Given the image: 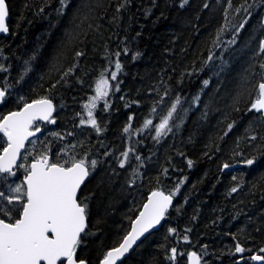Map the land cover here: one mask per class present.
<instances>
[{"label":"trees","instance_id":"1","mask_svg":"<svg viewBox=\"0 0 264 264\" xmlns=\"http://www.w3.org/2000/svg\"><path fill=\"white\" fill-rule=\"evenodd\" d=\"M6 2L9 33L0 36V65L7 71L0 70V87L9 85L11 95L0 104V117L23 107L20 96L27 103L47 97L55 107V124H38L41 134L28 144L19 165H30L41 153L54 163L70 157L98 162L78 192L81 199L90 196L89 234H82L79 258L99 264L129 232L148 196L156 190L169 194L183 180L162 227L119 264H171L172 248L178 264H188L189 252L202 255L205 264H237L241 255L240 264H255L248 257L264 247V118L249 108L264 79L259 67L264 55H255L264 35L257 30L264 8L254 5L248 24L230 43L245 18L243 11L236 12L245 0H231V7L229 0H188L183 8L181 0H130L119 13L123 0H69L63 15L56 11L59 0ZM76 51L84 55L76 58ZM117 51L122 53L118 58ZM116 59L122 64L120 90L113 88L97 101L93 114L102 129L97 134L80 123L88 119L84 105L95 94L100 73L115 70ZM26 60L30 71L17 83ZM178 95L172 130L157 142L154 125ZM161 96L163 102L155 103ZM129 116L133 120L125 133ZM146 119L153 124L144 128ZM252 135L255 141L248 139ZM5 144L1 134L0 152ZM129 149L125 159L121 154ZM249 158L254 159L251 166L242 163ZM224 163L232 166L223 169ZM24 176L20 167L14 175L0 174V191L22 184ZM237 185V192L230 193ZM169 228L176 231L169 233ZM237 242L252 252L234 254Z\"/></svg>","mask_w":264,"mask_h":264},{"label":"snow or ice","instance_id":"2","mask_svg":"<svg viewBox=\"0 0 264 264\" xmlns=\"http://www.w3.org/2000/svg\"><path fill=\"white\" fill-rule=\"evenodd\" d=\"M129 2L130 0H123L116 8L117 13L121 12ZM187 3L188 0H181L180 7L183 8ZM59 5L56 11L58 14L63 15L65 9L69 6V0H59ZM254 5L255 7L264 8V0H254L253 4H248L247 0H245V5H241L240 8L236 9L237 13L243 11L245 18L235 27V33L230 43L236 42V35L248 24V18L253 14ZM229 7H231V0H229ZM40 11L43 12L44 9L41 8ZM225 11L227 12V9ZM8 15L9 8L6 0H0V33L2 34L9 33V27L6 23ZM113 19L115 20L116 18L114 17ZM91 27L92 25L89 24V28ZM225 27L222 26L218 31V37ZM257 30L264 31V16H261ZM128 52L129 49L125 47L123 54L127 55ZM121 54L120 51L114 53L117 58ZM83 55V51H76L75 53L76 58ZM139 55V52L135 53L132 59L135 60ZM255 55H264V35L259 38L258 50ZM211 59L212 57L209 56V60ZM24 65L25 67L17 83L23 80L24 76L30 71L29 61H24ZM75 67L77 65L74 64L63 74L61 79L63 80L70 75ZM259 67L264 70V62H261ZM114 68L115 70L111 71L108 76L104 75L105 72H108V69L100 73L94 82L93 91L95 94L84 105L85 109H87L88 119H81L80 123L82 125H90L96 130L97 134L102 131L93 114L97 101L108 97L113 88L116 91L120 90L118 74L122 71V64L119 59H116ZM0 70L7 71L3 65H0ZM111 81H116L117 83L114 85ZM203 84L207 86L208 81L205 80ZM9 88V85L0 87V104L5 103L7 96L11 95ZM257 92V97L251 104L249 111L260 112L262 118H264V79L258 84ZM167 95L168 90L165 89L164 96ZM164 96H161L160 100L155 103L161 104ZM198 99L199 96L195 97V100ZM17 102L22 103L23 107L18 111H11L7 115L0 117V134L6 140V144L2 148V152H0V174L14 175L13 166H18L25 169V176L22 184L9 187L7 192L0 191V264H88L85 259L79 258L77 252L82 243V234H89L86 229L90 196H85L81 199L78 196V191L86 178L95 170L98 162L94 159L88 161L85 158L76 159L75 157H70L64 163H54L50 162L47 154L41 153L38 158L33 159L30 165H17L21 149L25 148V141H28L29 137L35 136L36 133L41 131V128L35 122L39 120L55 123L52 118L54 105L51 99L44 97L27 103L24 102V97L20 96ZM180 102L181 98L178 95L168 108L167 114L160 118L158 124L154 125L156 136L153 139L157 140V142H159V137L166 135L172 130L169 122L173 118V114L177 112V106ZM125 107H128V105L126 104ZM104 108L105 111L108 110L106 100ZM151 111L155 113L157 108L154 106ZM77 115L80 114L77 113ZM128 120L129 124L123 129L125 133L129 132L133 117L129 116ZM152 124L153 121L151 119H146L143 127L147 128ZM227 128L230 131L233 128V124H228ZM227 134L228 132L226 131L224 135L226 136ZM52 135L57 136L58 134L52 133ZM248 139L255 141L257 136L252 135ZM261 139H264V137H261ZM30 142L36 143V141ZM237 147H239V143H237ZM130 151L132 149L123 152L121 155L127 159ZM105 155H108V153H105ZM233 155L241 156L242 153L234 151ZM24 158L27 159V156ZM136 159L140 160L141 158L137 156ZM187 163L189 168L193 166L192 160H188ZM242 163L251 166L254 163V159L249 158L243 160ZM119 164L123 168L125 161L120 160ZM231 166L228 163H224L223 169H228ZM165 172H167V169H165ZM236 179L237 177L233 176V180ZM183 183L184 181L181 180L176 185L175 190L167 195L162 191H153L148 197L147 203L143 205V210L131 221V231L123 237V241L118 247H114L104 254L99 264H117V261L121 260L129 252L141 236L148 232L149 229L159 225L161 220L165 218L169 207L173 203V197ZM238 187L239 185L232 187L230 193L237 192ZM168 231L169 233H174L176 230L169 228ZM184 239L187 241L188 237L185 236ZM204 248V255H206L207 246L205 245ZM246 251L252 252V249H246L239 242L235 244L234 254H243ZM171 253L172 255L167 258L174 262L177 249L172 248ZM187 255L189 264H205L202 255L196 252H189ZM248 259L255 262V264H264V247L259 248ZM242 260H244L243 255L240 257V261ZM240 261H237V264H240Z\"/></svg>","mask_w":264,"mask_h":264},{"label":"water","instance_id":"3","mask_svg":"<svg viewBox=\"0 0 264 264\" xmlns=\"http://www.w3.org/2000/svg\"><path fill=\"white\" fill-rule=\"evenodd\" d=\"M6 23H7V18H6ZM8 35V33L7 34H2V33H0V36H7ZM54 105V104H53ZM253 111H255V110H253ZM255 112H257V111H255ZM257 113H260V112H257ZM261 114V113H260ZM262 115V114H261ZM55 107H54V111H53V113H52V118L55 120ZM36 124H45V123H48L50 126H53L55 123H49V122H47V121H36L35 122ZM42 131V130H41ZM41 131L40 132H38V133H36V135L35 136H32V137H29V140L28 141H25V148H22L21 149V154H20V156L18 157V159H17V165L19 164V161H20V159H21V156H22V154L24 153V151H25V149H26V147H27V145H28V143L30 142V141H32V140H34V139H36V138H38L39 136H40V134H41ZM32 163V162H31ZM30 163V164H31ZM16 167L17 166H13V171L16 169ZM88 178V177H87ZM87 178H86V180H87ZM24 180V179H23ZM85 180V181H86ZM85 183V182H84ZM84 185V184H83ZM82 185V186H83ZM81 186V187H82ZM156 191H161V190H156ZM79 192V191H78ZM163 192V191H162ZM166 194V193H165ZM167 195V194H166ZM150 196V195H149ZM148 196V197H149ZM147 201H148V198H147V200H146V202L145 203H147ZM144 203V204H145ZM172 205H173V203H172ZM172 205L169 207V209H168V211L171 209V207H172ZM143 210V206H142V208H141V210L140 211H142ZM167 211V212H168ZM140 213V212H139ZM139 215V214H138ZM137 215V216H138ZM165 219V218H164ZM164 219H162L161 220V222H160V224L159 225H156L154 228H152V229H149V231L148 232H146L143 236H141L137 241H136V243L133 245V247L129 250V252L128 253H126L125 254V256L123 257V258H121V260H119V261H117V264H119L120 262H122L127 256H129L136 248H137V246L148 236V235H150V234H152L153 232H155V231H158L161 227H162V225H163V223H164ZM132 226V225H131ZM129 231H131V227H130V230ZM123 241V240H122ZM122 241H121V243H122ZM119 246V245H118ZM117 246V247H118ZM111 250V249H110ZM172 254V253H171ZM172 264H177L176 263V260L173 262L172 261ZM188 264H189V260H188Z\"/></svg>","mask_w":264,"mask_h":264},{"label":"rangeland","instance_id":"4","mask_svg":"<svg viewBox=\"0 0 264 264\" xmlns=\"http://www.w3.org/2000/svg\"><path fill=\"white\" fill-rule=\"evenodd\" d=\"M17 184H20V182H16V183L12 184L11 187H15ZM4 203L6 204V202H4ZM187 261H188V256H187Z\"/></svg>","mask_w":264,"mask_h":264},{"label":"bare ground","instance_id":"5","mask_svg":"<svg viewBox=\"0 0 264 264\" xmlns=\"http://www.w3.org/2000/svg\"><path fill=\"white\" fill-rule=\"evenodd\" d=\"M216 2V1H215ZM98 16V15H97ZM225 16V15H224ZM113 45V44H112ZM146 75V74H145ZM180 85V84H179ZM196 96V95H195Z\"/></svg>","mask_w":264,"mask_h":264},{"label":"flooded vegetation","instance_id":"6","mask_svg":"<svg viewBox=\"0 0 264 264\" xmlns=\"http://www.w3.org/2000/svg\"><path fill=\"white\" fill-rule=\"evenodd\" d=\"M1 135V134H0ZM176 263L178 264L177 260H176Z\"/></svg>","mask_w":264,"mask_h":264}]
</instances>
